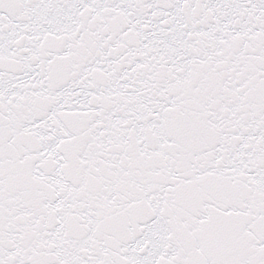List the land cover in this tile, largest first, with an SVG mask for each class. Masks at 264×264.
<instances>
[{
  "label": "snow or ice",
  "instance_id": "1",
  "mask_svg": "<svg viewBox=\"0 0 264 264\" xmlns=\"http://www.w3.org/2000/svg\"><path fill=\"white\" fill-rule=\"evenodd\" d=\"M0 264H264V0H0Z\"/></svg>",
  "mask_w": 264,
  "mask_h": 264
}]
</instances>
